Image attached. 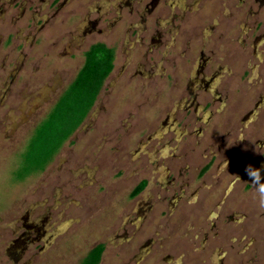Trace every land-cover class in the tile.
Segmentation results:
<instances>
[{
    "label": "rangeland",
    "instance_id": "rangeland-1",
    "mask_svg": "<svg viewBox=\"0 0 264 264\" xmlns=\"http://www.w3.org/2000/svg\"><path fill=\"white\" fill-rule=\"evenodd\" d=\"M205 1L0 0V264H81L97 243L104 247L98 264H178L185 251L186 264H200L201 254L204 264H264V216L258 215L264 208L255 192L243 191L244 182L234 185L245 206L224 211L231 222L246 215L239 224H224L228 237L233 232V242L220 238L227 256L210 249L215 240L206 236L207 216L217 210L185 201L222 171L214 164L204 171L203 149H193L196 135L205 146L219 140L228 121L242 125L248 118L244 104L231 110L241 96V78L233 77L231 86L227 77L216 86L207 79V92L196 90L191 79L221 69L218 58L230 50L243 56L253 40L245 29L255 17L247 20L233 7L198 17ZM249 1L253 7L264 2ZM61 3L66 5L57 8ZM260 11L263 17L264 5ZM237 20L242 23L235 26ZM95 42L112 49L113 69L93 106L49 161L22 170L35 129ZM257 43L254 55L260 54ZM231 70L241 76L242 62ZM221 90L227 106L220 110L214 99ZM185 169L190 186L179 199L184 187L177 177ZM140 181L146 186L131 196ZM226 188L215 196L210 190L208 199ZM205 236L209 244L196 257L192 250ZM247 246L250 252L240 254Z\"/></svg>",
    "mask_w": 264,
    "mask_h": 264
},
{
    "label": "flooded vegetation",
    "instance_id": "flooded-vegetation-1",
    "mask_svg": "<svg viewBox=\"0 0 264 264\" xmlns=\"http://www.w3.org/2000/svg\"><path fill=\"white\" fill-rule=\"evenodd\" d=\"M66 1H67L66 3L68 4L69 3L68 0ZM156 1L158 2V0ZM259 1L260 0H255L254 3L259 2ZM66 3L64 4L61 3L57 5V8L63 7V5H66ZM156 3L151 4L153 8L155 7ZM246 4L248 5V7L246 6L247 8H245ZM263 5H264V2H260V5H258L257 7H253L250 5L249 0H210V1H205L200 7L197 8L198 17L200 16L203 17L204 15H206V12L208 11L218 12L222 8L230 9L233 7L237 9L239 12L241 11L243 12L244 10V13L246 14L245 19L249 20L250 17H253V18L255 17V18H254V21L251 23V25L247 26L245 29L246 30L245 33L249 34L251 37L253 36L252 37L253 40L252 42L248 44L247 48H243V52H244L243 56L239 55L238 53L232 54L230 50L229 52H227L226 54H222L218 58L219 60L217 61V63L225 64V65L221 64L220 66L221 69L215 70V72H211L210 76H206L208 74L203 75L201 81H197L195 80V78L191 79V82L193 83V85L195 83L199 85V86L196 85L197 86L196 90L207 92L205 90L209 88L207 87L208 83L210 85V81L207 82L206 81L207 79H211L212 84L216 86L217 84H219L220 78L227 77V79L229 80L228 85L231 86V79L233 77L238 78V79L241 78L243 82L242 90L240 91L241 96L238 97L237 99H234L231 110L234 111L236 109H239L244 104V106L242 107L244 110V115L248 117V118H245V123H243L242 125L234 124L231 121H228L227 124H225V131L219 137V140L212 139L209 142H207L205 146L201 145L202 141H200L199 139V136L201 135H196L195 137L196 140L193 144V149L197 148L199 149V151L203 149L201 152H199L200 154L199 158L202 161H204V165H203V168H205L204 171L206 172L207 170H209V168L213 164L218 165V168L217 167H214V168H217L218 170H222L221 171L222 173L221 172L219 173L217 171L215 172V174H211L213 181L210 184L204 185L203 182H201L198 188L193 189V191H196L195 193L197 194V197L189 201L185 200L187 204L189 205L192 204L193 206H196L197 208L201 207L199 205L203 204V206L204 205L211 206L212 208H214V210H217L215 214L213 212L212 215L210 214L209 216H207L208 217L207 220H210L209 218H212V221L208 225V231L206 233V236L208 237L210 233L211 237L215 241L214 242L212 241L209 244V241H207V237L205 236L202 241V244L204 247L201 246V248L199 249L193 248L192 251L195 252V254L198 252H202V250L205 248V245L209 244L210 249L213 247L222 249V257L225 255L226 256L228 255L229 250L228 249L226 250L224 248L223 246L224 243L221 241L220 238L226 237L228 238L229 241L233 242V237H232L233 232H231V236L228 237V231L224 229V224L226 228L229 223H230V226L232 225V223H235V222L239 224L241 221H243L244 218H246V215H243L241 220L231 222L232 220H230L229 217L224 215V211L226 208L234 209V210H231L230 212L235 213L239 211L238 205L245 206L244 200L240 201L239 203L237 202L239 201V199H241V197H240V194L235 191L237 187H235L234 184L235 183L237 184L238 182L239 183L244 182L243 187H242L244 192H249V193L252 191L255 192L253 188L254 185H253L252 179L247 174L246 168L249 165H251L253 168L264 170V15L262 17V14L260 11V8ZM245 9L247 10L245 11ZM186 10L187 9H184V11ZM231 14H229V16L227 15L228 16L227 18H230ZM217 15L219 16V13H217ZM232 17H233V14H232ZM216 19L218 20V17H216ZM219 23L220 22H216V23H213V25L219 26L220 25ZM241 23L242 21L237 20L235 22V26L240 25ZM165 25L166 23H164L160 27L164 29ZM178 27L179 25L176 27V29H178ZM249 35H248V41L250 39ZM256 39L259 43V44L257 43V46L260 49L259 55H254L251 51L252 48L254 47L253 43H255ZM96 43L104 44L103 42H95L91 44L90 46ZM104 45L108 47L106 44ZM89 47L82 54L83 62H84V54L89 49ZM239 62H242L243 72L241 76L238 74V71L234 72L231 70L233 63L239 64ZM226 68H229V70L225 71ZM167 78L168 76H166V79ZM228 90L229 89L227 88L226 90L227 94H228ZM217 93L218 95L214 99V101L219 103V106H220L219 109L221 110L222 108H224V106H227V102L224 103V99L226 95H224L223 90ZM241 99L243 100L242 102H241ZM237 100L240 102H238ZM210 105H212V103ZM207 122H208L207 120L201 121L203 125H206ZM235 131L236 132L241 131V133L234 134ZM203 151L204 153H202ZM186 156L187 154H185L184 156L182 155V158ZM179 171L180 172L178 173V177H177L179 178V181H180L179 189L180 187H184L183 191L181 192V195L179 196V199L180 198L182 199L186 196L187 194L186 189H188L190 186L189 185L190 176L186 173V169L179 170ZM198 175H201V174L199 173ZM203 176L204 174L201 175V178ZM237 177L239 178V180L237 179ZM226 178L228 179L225 182ZM261 182H264V174L261 175ZM142 183H144V186L142 187V189H144L147 183L140 181L136 184L135 188L132 191L134 192V190L137 189ZM224 184L227 186V188L224 194L221 195V197L217 199H208L207 192L210 193V190L214 191L210 194L212 196H215L218 194L217 192L218 189H221V186H223ZM142 189L135 195L139 194L142 191ZM232 189L234 190L232 193L234 197L232 196V198H228L229 197L228 192L232 191ZM132 191L130 193L131 196H133ZM200 191L206 192L205 193L206 198L198 199ZM236 204H237V207H236ZM200 211H202V209ZM258 215L264 216L263 214H260V213ZM243 227H246V226H243ZM243 227H239L238 229L244 230ZM198 234L199 235L201 234L200 228H198V230L195 232V238L197 237ZM249 245L250 243L248 244V246ZM248 246L244 248V250L241 251L240 254H244L245 251H248V250L250 252V248ZM98 248H101L98 261L99 259L101 260L104 247L103 245H101V243H97L89 250L87 254H85V257L82 258L80 263L81 264H94L92 263L93 261L92 252ZM252 250H253L252 254L256 255L257 249L253 248ZM184 254H186V256ZM188 255L189 253L186 251L182 253L180 255V261L178 262V264H186L185 258ZM196 257H199V255L197 256L196 254ZM253 258L256 259V257H253ZM98 261L95 264H98ZM197 261L200 264L206 263V260L203 258L202 254H201V257ZM240 261L241 259H239V262ZM250 262L251 260L249 259V261L246 264ZM195 264H197V262H195ZM241 264H245V263L241 262Z\"/></svg>",
    "mask_w": 264,
    "mask_h": 264
},
{
    "label": "trees",
    "instance_id": "trees-1",
    "mask_svg": "<svg viewBox=\"0 0 264 264\" xmlns=\"http://www.w3.org/2000/svg\"><path fill=\"white\" fill-rule=\"evenodd\" d=\"M112 69V50L102 43L90 46L73 81L35 129L23 154L25 163L22 170L42 167L61 148L93 106ZM143 186L144 183L135 189L132 195L138 193ZM100 249L92 252L94 264L98 261Z\"/></svg>",
    "mask_w": 264,
    "mask_h": 264
},
{
    "label": "clouds",
    "instance_id": "clouds-1",
    "mask_svg": "<svg viewBox=\"0 0 264 264\" xmlns=\"http://www.w3.org/2000/svg\"><path fill=\"white\" fill-rule=\"evenodd\" d=\"M246 172L252 179L254 185L253 188L256 193L255 198L257 200L258 206L264 208V182H261L260 170L249 165L246 168ZM237 179L239 180L238 177Z\"/></svg>",
    "mask_w": 264,
    "mask_h": 264
},
{
    "label": "bare ground",
    "instance_id": "bare-ground-1",
    "mask_svg": "<svg viewBox=\"0 0 264 264\" xmlns=\"http://www.w3.org/2000/svg\"><path fill=\"white\" fill-rule=\"evenodd\" d=\"M43 223V222H42Z\"/></svg>",
    "mask_w": 264,
    "mask_h": 264
}]
</instances>
